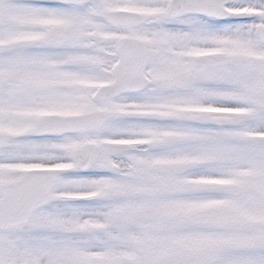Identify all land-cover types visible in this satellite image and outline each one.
Returning a JSON list of instances; mask_svg holds the SVG:
<instances>
[{
  "label": "snow or ice",
  "instance_id": "1",
  "mask_svg": "<svg viewBox=\"0 0 264 264\" xmlns=\"http://www.w3.org/2000/svg\"><path fill=\"white\" fill-rule=\"evenodd\" d=\"M0 264H264V0H0Z\"/></svg>",
  "mask_w": 264,
  "mask_h": 264
}]
</instances>
